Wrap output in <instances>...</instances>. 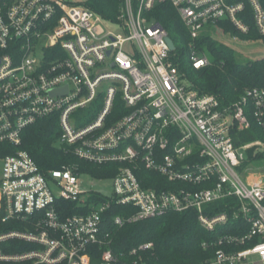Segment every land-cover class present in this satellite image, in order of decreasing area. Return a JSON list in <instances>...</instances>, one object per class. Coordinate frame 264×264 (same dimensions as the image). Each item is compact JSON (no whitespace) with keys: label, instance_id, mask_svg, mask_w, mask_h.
<instances>
[{"label":"built area","instance_id":"1","mask_svg":"<svg viewBox=\"0 0 264 264\" xmlns=\"http://www.w3.org/2000/svg\"><path fill=\"white\" fill-rule=\"evenodd\" d=\"M165 4L189 35L194 69L210 65L196 47L204 37L260 43L226 30L248 34L250 18L264 37V0H122L109 21L85 2L0 0V145L14 149L0 158L1 222L14 223L0 233V263L118 264L104 217L119 209L117 227L168 213L195 212L208 232L239 220L242 235L202 244L219 247L207 264H264V174L251 167L264 140L238 137L253 124L264 135V84L230 103L191 88L152 14ZM45 118L58 122L56 147L94 166L118 165L116 174L93 178L70 164L43 172L20 147L26 129ZM84 178L110 182L112 193ZM230 198L231 212H209Z\"/></svg>","mask_w":264,"mask_h":264},{"label":"trees","instance_id":"2","mask_svg":"<svg viewBox=\"0 0 264 264\" xmlns=\"http://www.w3.org/2000/svg\"><path fill=\"white\" fill-rule=\"evenodd\" d=\"M121 3L122 0H86L85 5L104 20L109 21L115 20L118 16ZM152 14L173 40L175 50L172 60L191 88L201 94L215 95L224 103H230L238 100L245 89L262 87L264 84V58L260 61L249 59L243 61L239 59L234 49L210 37L200 39L196 47L207 55L211 63L201 69H194L189 59L190 38L175 11L170 5L165 4L157 6ZM247 23L251 29L248 34L240 35L231 26L226 30L239 35L244 41H264V37L258 35L251 18ZM58 135L59 127L56 119L39 120L26 129L20 148L27 151L43 172L60 169L63 165L70 164L75 165L79 172L88 173L93 178H110L116 174L118 165L94 166L64 153L55 146ZM238 137H240L239 144L256 139L264 140V135L256 124H253L247 132L240 133ZM13 152L12 147L0 145V158ZM249 152L251 157L252 152ZM260 158H264V152L257 154L256 159ZM151 177L155 183L164 184L162 178L152 174ZM155 183L146 186L156 187ZM236 206V201L230 198L210 206L209 212L228 213ZM119 212V209H114L104 217V230L109 234L110 249L117 255L118 264H207L214 258L219 247L212 246L204 250L202 248L204 242L213 244L222 236L244 233L243 223L239 220H230L227 224L208 232L199 225L195 212L168 213L159 218L117 227L112 223V217ZM74 213L76 212L69 211V215ZM1 218L2 214H0V233L13 228L14 223H2ZM145 243H151L150 250L139 251L134 256L130 255L131 249Z\"/></svg>","mask_w":264,"mask_h":264},{"label":"rangeland","instance_id":"3","mask_svg":"<svg viewBox=\"0 0 264 264\" xmlns=\"http://www.w3.org/2000/svg\"><path fill=\"white\" fill-rule=\"evenodd\" d=\"M66 1H71L75 3L86 2V0H66ZM109 29L112 30V28H109ZM213 40H215L216 42L222 45H225L226 47L230 45L227 39L224 38V36L222 35L215 36ZM260 43L246 42V43L231 44L233 48L231 47H228V48L234 49L239 59L243 61H245L246 59L253 60V61H260L261 59L264 58V41L262 40V42ZM95 107L96 105H93L87 108L82 113H80V115L83 118L87 119ZM251 167L254 172L264 174V158L254 160V164ZM1 172H2V162L0 161V177H1ZM84 183L86 187H90V185H92V188L94 190L99 191L104 195H110L112 193L110 182L90 180V179L84 178ZM245 264H259V262L257 261V259L251 258Z\"/></svg>","mask_w":264,"mask_h":264},{"label":"water","instance_id":"4","mask_svg":"<svg viewBox=\"0 0 264 264\" xmlns=\"http://www.w3.org/2000/svg\"><path fill=\"white\" fill-rule=\"evenodd\" d=\"M166 42L168 44V47H169L170 51H174L175 50V45H174L173 40L170 37H167ZM63 92H66V89L65 90L52 91L51 95H59V94H62Z\"/></svg>","mask_w":264,"mask_h":264},{"label":"bare ground","instance_id":"5","mask_svg":"<svg viewBox=\"0 0 264 264\" xmlns=\"http://www.w3.org/2000/svg\"><path fill=\"white\" fill-rule=\"evenodd\" d=\"M239 42H236V41H231V44H238ZM230 44V45H231Z\"/></svg>","mask_w":264,"mask_h":264},{"label":"crops","instance_id":"6","mask_svg":"<svg viewBox=\"0 0 264 264\" xmlns=\"http://www.w3.org/2000/svg\"><path fill=\"white\" fill-rule=\"evenodd\" d=\"M246 262H244L243 264H245Z\"/></svg>","mask_w":264,"mask_h":264}]
</instances>
